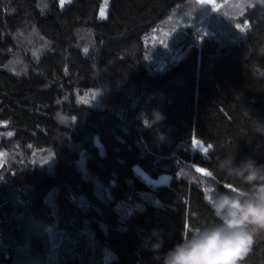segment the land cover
Wrapping results in <instances>:
<instances>
[{
    "label": "trees",
    "instance_id": "1",
    "mask_svg": "<svg viewBox=\"0 0 264 264\" xmlns=\"http://www.w3.org/2000/svg\"><path fill=\"white\" fill-rule=\"evenodd\" d=\"M225 156L264 164V0H0V264H162Z\"/></svg>",
    "mask_w": 264,
    "mask_h": 264
},
{
    "label": "clouds",
    "instance_id": "2",
    "mask_svg": "<svg viewBox=\"0 0 264 264\" xmlns=\"http://www.w3.org/2000/svg\"><path fill=\"white\" fill-rule=\"evenodd\" d=\"M157 120L163 116L157 112ZM218 170L233 181L225 191L213 187L206 195L214 222L191 228L173 248L163 254L162 264H246L253 251L256 236L264 232V164L253 159L242 160L225 156ZM158 235L157 230H153ZM162 239L150 243L149 251L159 254Z\"/></svg>",
    "mask_w": 264,
    "mask_h": 264
},
{
    "label": "rangeland",
    "instance_id": "3",
    "mask_svg": "<svg viewBox=\"0 0 264 264\" xmlns=\"http://www.w3.org/2000/svg\"><path fill=\"white\" fill-rule=\"evenodd\" d=\"M106 10H107L106 9V5L104 3L103 6L101 7L100 11H99V18L106 17V14H107ZM194 144H195V146H197V147H199L201 149H204V150L207 149V147H208L206 144H204L199 139H195L194 140ZM135 169L138 172H140L148 180V182H150L151 184H154V185L167 183V182H169L171 180V176L169 174H163V175H160V176H158L156 178H153V177L149 176L146 172H144L138 165L135 166Z\"/></svg>",
    "mask_w": 264,
    "mask_h": 264
},
{
    "label": "snow or ice",
    "instance_id": "4",
    "mask_svg": "<svg viewBox=\"0 0 264 264\" xmlns=\"http://www.w3.org/2000/svg\"><path fill=\"white\" fill-rule=\"evenodd\" d=\"M201 2L202 3H213L214 0H201ZM205 152H207V149H205ZM198 171L205 172V170H203V169H198ZM205 174H207V173L205 172Z\"/></svg>",
    "mask_w": 264,
    "mask_h": 264
}]
</instances>
